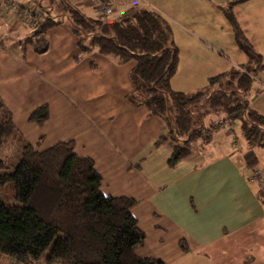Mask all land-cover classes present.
I'll return each instance as SVG.
<instances>
[{"label": "crops", "instance_id": "obj_1", "mask_svg": "<svg viewBox=\"0 0 264 264\" xmlns=\"http://www.w3.org/2000/svg\"><path fill=\"white\" fill-rule=\"evenodd\" d=\"M116 1L120 7L126 4ZM177 1L179 13L183 7L192 13L204 3L213 10V0ZM7 2L0 0L1 99L32 144L41 137L44 149L74 141L76 153L94 161L106 196L136 201L132 212L145 233L136 253L164 264H264V173L258 166L261 175L255 177L247 165L233 129L237 121L217 126L208 144L194 142L193 152L171 167V147L157 144L167 132L165 122L127 100L135 62L119 63L96 52L78 60V39L66 24L48 31L47 51L38 52L33 44L24 48L30 24ZM232 2L238 19L240 8L249 4L250 9L254 2L250 18L245 14L239 24L264 58L261 0L214 3ZM221 9L225 15L227 8ZM259 73L262 86L264 69ZM43 104L49 107L47 122H30ZM212 142L213 150L208 148Z\"/></svg>", "mask_w": 264, "mask_h": 264}, {"label": "trees", "instance_id": "obj_2", "mask_svg": "<svg viewBox=\"0 0 264 264\" xmlns=\"http://www.w3.org/2000/svg\"><path fill=\"white\" fill-rule=\"evenodd\" d=\"M113 3L111 17L87 15L74 0H33L29 6L44 10L45 16L30 25L23 47L33 44L36 51H47L46 32L67 22L78 37L82 51L78 60L96 52L119 63L135 62L130 72L133 89L127 100L147 107L151 115L165 122L167 132L157 144L167 142L171 147V167L193 152L194 142H210L213 130L221 126L214 124L218 116L239 121L247 143L264 148V114L252 108L250 97L254 77L264 69L263 57L253 48L232 7L225 14L236 42L248 56L240 66L244 71L235 67L209 77L205 86L187 93L171 84L179 48L168 19L136 0H126L122 7L116 0ZM49 115L48 105L43 104L29 121L42 125ZM17 131L11 111L0 97V190L10 183L15 190L13 199L0 192V255L11 256L20 264H37L43 256H48V262L63 264H164L136 253L145 240L132 212L136 201L106 196L94 161L78 155L74 141L41 151L24 142L16 150L17 162L9 167L6 145L23 141ZM246 163L256 170L259 159L250 153ZM260 198L264 202V189ZM26 213L32 217L19 233Z\"/></svg>", "mask_w": 264, "mask_h": 264}, {"label": "rangeland", "instance_id": "obj_3", "mask_svg": "<svg viewBox=\"0 0 264 264\" xmlns=\"http://www.w3.org/2000/svg\"><path fill=\"white\" fill-rule=\"evenodd\" d=\"M6 1H8L7 3L9 5L10 0ZM18 1L16 2L20 4L21 8L30 5V3L33 4V0ZM74 1L87 15L97 16L100 14L95 6L89 5L83 0ZM214 2L215 0H213V10L208 8L209 5H207V3H204L206 5V8L203 6L204 4H202L195 10L191 9L193 12L189 13L186 8L183 7L182 12L179 13V3L177 0H167L165 2H161L158 0H148L147 2H144L142 0H138L139 5L162 13L168 19L171 25L172 39L175 41L177 47L179 48V64L177 71L171 80V84L175 90L184 91L187 93L195 92L196 90L202 88L207 84L209 77L218 75L222 72L231 71L235 67H239L240 70L244 71V68H241L240 66L248 61V56L236 42L234 32L232 30V25L230 24V21L228 20L226 14L224 15L221 9V7L224 6L227 8V10H229L232 7V3L228 5H218ZM22 4L24 6H22ZM59 4L61 3H59L58 1V5ZM248 6L249 4H246L240 8L239 19L235 16L238 23H242L241 19H245V14H247L250 18V15L252 14L250 9L254 7V2L250 6V9H248ZM38 8L35 7V10ZM259 8L262 9V11L264 12V0H261V5H259ZM38 13H40L41 15ZM44 16V10L39 8V10H36L35 15H33L32 17L37 19V21H40L41 19H43ZM110 16L113 17V15ZM20 19L22 20V22H27V24L30 25L32 23L34 25L36 24L35 21H31L30 19H22L21 16ZM249 22L252 24L255 22V20L249 19ZM57 25L53 26L49 30L53 29ZM48 31L45 34L46 38ZM74 35L77 37L75 33ZM78 48L80 50L79 54L82 55V51L79 47V44ZM260 76L261 74L258 73L257 79L254 80V88L250 96L251 101L256 99V102H253L254 105L252 106V108L264 114V94H257L258 89L259 91H262V93H264V87L261 86ZM255 88L258 89L255 90ZM215 119L225 120L226 118L218 116ZM239 124V121L234 123L235 126L233 129L238 134V140L241 146H243L244 153L247 155L250 153H255L259 159V168H261L264 173V148L249 145L246 139L241 136ZM15 127L17 128L16 124ZM17 130L20 135V138L23 141H20L17 138L18 140H16V142L11 141L9 142V145H6L7 150H10L9 155L11 157L9 167H13L17 162L18 155L16 150L19 148L18 146H22L24 142L30 144L36 150H45L43 147V137H41L35 144H32L18 128ZM233 136L235 135L233 134ZM208 148L213 150L214 148H216V143L215 145H213L212 142ZM0 192L3 195L13 199L15 196L13 183L7 184L6 186L2 187ZM31 217L32 216L30 213L25 214L18 230L19 233H21L20 229L25 226V224L30 220ZM48 261V256H43L39 261H37V264H63L60 261ZM0 264L20 263H18V261L13 257L4 254L0 255Z\"/></svg>", "mask_w": 264, "mask_h": 264}, {"label": "built area", "instance_id": "obj_4", "mask_svg": "<svg viewBox=\"0 0 264 264\" xmlns=\"http://www.w3.org/2000/svg\"><path fill=\"white\" fill-rule=\"evenodd\" d=\"M85 1L87 4L95 6L98 10V12L102 15H111L114 11V6H113V1L114 0H83ZM9 5L11 6V8L19 10L21 13V17L22 19H30L31 21H35L36 23L38 22L37 19H35L34 17H32L33 15H35L36 10L29 7V8H21L20 4L18 2L15 1H11L9 2ZM40 14V13H38ZM41 15V14H40ZM254 79H257V76L254 77ZM262 87H264V83H262ZM262 91H258L257 94H261ZM232 121H229L227 119L223 120V119H218L215 121L216 125H222V124H226V125H231ZM261 175V172L256 169L254 170V176L255 177H259Z\"/></svg>", "mask_w": 264, "mask_h": 264}]
</instances>
